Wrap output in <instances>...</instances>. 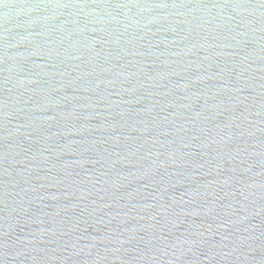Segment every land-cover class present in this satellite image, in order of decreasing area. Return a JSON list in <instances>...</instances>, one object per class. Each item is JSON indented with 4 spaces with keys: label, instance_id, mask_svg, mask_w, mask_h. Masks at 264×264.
<instances>
[{
    "label": "water",
    "instance_id": "water-1",
    "mask_svg": "<svg viewBox=\"0 0 264 264\" xmlns=\"http://www.w3.org/2000/svg\"><path fill=\"white\" fill-rule=\"evenodd\" d=\"M0 264H264V0H0Z\"/></svg>",
    "mask_w": 264,
    "mask_h": 264
}]
</instances>
